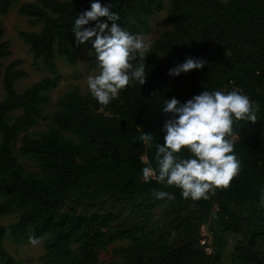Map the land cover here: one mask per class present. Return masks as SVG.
I'll return each mask as SVG.
<instances>
[{
  "label": "trees",
  "instance_id": "obj_1",
  "mask_svg": "<svg viewBox=\"0 0 264 264\" xmlns=\"http://www.w3.org/2000/svg\"><path fill=\"white\" fill-rule=\"evenodd\" d=\"M19 0H0L6 14ZM94 0H36L20 4L19 12L40 31H20L34 63L43 62L46 76L19 92L18 80L27 73L15 59L3 70L2 60L12 54L0 20V216L21 207L17 222L0 224V260L13 264L5 235L26 240L28 229L44 238V258L96 264L99 252L117 241L124 264H223L227 234L235 236L230 264H264V0H170L171 28L150 44L146 82L132 81L106 107L88 92L72 86L56 100L49 129L35 136L50 92L61 73L57 56L77 64L75 19L91 9ZM119 14L117 21L131 34L151 32V18L164 8L163 0H98ZM108 22L107 18H101ZM90 21L85 28H94ZM94 39V38H93ZM92 49V42L89 41ZM188 58L204 60L203 69L170 76L169 70ZM91 62L97 64L95 54ZM138 62V61H137ZM136 63V62H134ZM247 95L257 111L255 123L239 122L231 137L241 170L227 189H217L197 202L198 213L189 231L174 236V221L187 204L181 190L143 180L142 170L157 168L155 145L171 114L162 112L171 98L186 102L203 91ZM21 110L20 114H16ZM154 136L152 148L139 139ZM32 157L40 170H26L15 155ZM182 156L189 153L182 149ZM166 191L173 198H156ZM192 201V200H191ZM213 232V252L202 242L201 225ZM75 250L77 253H75Z\"/></svg>",
  "mask_w": 264,
  "mask_h": 264
},
{
  "label": "clouds",
  "instance_id": "obj_2",
  "mask_svg": "<svg viewBox=\"0 0 264 264\" xmlns=\"http://www.w3.org/2000/svg\"><path fill=\"white\" fill-rule=\"evenodd\" d=\"M107 18L108 22H101ZM119 14L98 0L91 9L79 15L72 31L79 46L91 40L98 71L87 77L91 96L103 107L119 97L130 82H146V57L150 45L143 34H131L117 21ZM90 21H97L94 28H85ZM94 38V39H93ZM138 61V62H137ZM136 62V63H134ZM204 60L188 58L181 65L169 70L170 76H179L196 69H203ZM257 109L247 95L233 90L203 91L184 103L176 98L164 101L162 112L171 114L163 131V143L155 145L157 168H143V180L155 179L158 183L181 190L184 199L197 202L208 200L217 189H227L241 170L231 137L239 122L255 123ZM146 148H152L154 136L143 133L139 138ZM182 149L189 153L182 156ZM156 198L173 197L166 191H156ZM264 203V192L261 193ZM30 243L39 241L30 237Z\"/></svg>",
  "mask_w": 264,
  "mask_h": 264
},
{
  "label": "rangeland",
  "instance_id": "obj_3",
  "mask_svg": "<svg viewBox=\"0 0 264 264\" xmlns=\"http://www.w3.org/2000/svg\"><path fill=\"white\" fill-rule=\"evenodd\" d=\"M26 1L36 0H19L6 14L0 13V20L2 21L4 28V39L10 42L12 51V54L9 57L2 60L3 70H5L7 65L13 60L20 59V68L27 73L24 78L18 80L16 83V88L19 92L25 90L28 86L46 76H52V73L45 67L42 61L37 64L34 63L33 54L30 51L29 45L19 35L20 31H40L42 28V24H35L31 22L30 18L19 12L20 4ZM163 5L164 8L151 18V32L147 35H143L149 45L154 40L159 38L166 30L171 28V24L167 18L171 8L170 0H163ZM90 51L92 50L89 48V41L76 48L78 62L75 65L69 63L65 57L60 55L57 56L56 61L61 73V80L58 87L52 89L50 92L52 99L51 104L44 107L43 114L39 119L38 125L31 128L29 133L37 136L41 132L49 129L52 124V121L50 120L51 114L56 109V100L61 94L69 90V88L72 86H78L83 94H87L89 92L87 88V77L88 75L94 74L98 71L96 67L97 64H93L91 62V57L94 55V52L89 54ZM4 96L5 90L1 80L0 99H3ZM21 112V110H17L16 114H20ZM22 135L23 133L20 134L14 146L15 155L18 157L19 161L23 164L26 170L37 172L40 170L37 162L32 157L22 154L19 149ZM7 197V195H0V201L6 199ZM21 211V207H15L11 212L0 216V224L10 225L17 222ZM196 213H198L197 204L190 199H187V204L180 209L174 221V236L184 235L189 231L187 224L195 219ZM200 232L203 237L210 239L209 242L211 241V248H213V238H211V234L209 233L208 223H203L201 225ZM28 235L29 237L21 243H17L15 241L14 234L11 231H8L5 235V247L12 255L14 261L13 264H72L71 260L68 259H45L43 257L45 254L43 246L44 238H36L39 243L36 245L31 244L30 237L35 238L33 236L32 226L28 229ZM226 237L228 239V247L223 257V264H230V252L233 249L235 236L227 234ZM128 244V241H117L108 248L101 249L99 252V260L96 264H124V259L121 254L117 253V249L127 246ZM75 253H77L76 250ZM0 264H6V262L0 260Z\"/></svg>",
  "mask_w": 264,
  "mask_h": 264
},
{
  "label": "built area",
  "instance_id": "obj_4",
  "mask_svg": "<svg viewBox=\"0 0 264 264\" xmlns=\"http://www.w3.org/2000/svg\"><path fill=\"white\" fill-rule=\"evenodd\" d=\"M209 233L211 234V238H213V232H212L210 229H209ZM209 240H210V239H208L207 237H203L202 242H203V243H206V244L208 245V247H207V249H206L207 252H208V253H212L214 247L211 248V243H210L211 241L209 242Z\"/></svg>",
  "mask_w": 264,
  "mask_h": 264
}]
</instances>
